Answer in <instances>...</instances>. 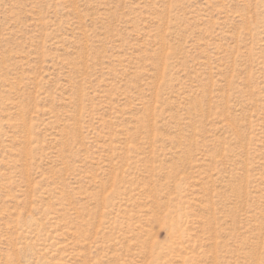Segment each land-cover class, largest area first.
I'll list each match as a JSON object with an SVG mask.
<instances>
[{
	"label": "rangeland",
	"instance_id": "obj_1",
	"mask_svg": "<svg viewBox=\"0 0 264 264\" xmlns=\"http://www.w3.org/2000/svg\"><path fill=\"white\" fill-rule=\"evenodd\" d=\"M0 264H264V0H0Z\"/></svg>",
	"mask_w": 264,
	"mask_h": 264
}]
</instances>
